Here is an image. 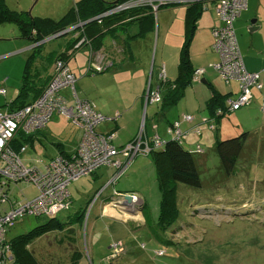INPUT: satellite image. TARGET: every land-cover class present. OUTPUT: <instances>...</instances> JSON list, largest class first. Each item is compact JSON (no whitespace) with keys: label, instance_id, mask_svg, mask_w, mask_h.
<instances>
[{"label":"rangeland","instance_id":"1","mask_svg":"<svg viewBox=\"0 0 264 264\" xmlns=\"http://www.w3.org/2000/svg\"><path fill=\"white\" fill-rule=\"evenodd\" d=\"M4 3L10 10L26 11L33 17L59 19L67 8L72 6L73 0H4ZM176 5L184 4H175L174 6ZM168 8L170 7L160 9ZM210 8L207 7V9ZM247 33L250 34L248 31ZM157 34L158 26H156L155 19L154 31L147 34L150 38L139 40L133 47L139 61L145 65L152 60L155 49L156 57L158 53L160 54L159 47L156 48ZM68 35L70 34L61 37L52 36L48 40H46L47 38L43 40L41 47L44 53V57L41 59L43 66H48L52 54L57 53L60 47L65 46L67 38H69ZM237 40L240 45L239 38ZM31 45L29 39L19 36L14 24L0 23L1 113L7 112V110H3L4 106L17 93L16 89L20 83L22 68L30 53L29 46ZM163 55L171 59L170 50L164 52ZM74 60L69 61L71 66ZM77 60L79 63L82 62V51L77 55ZM72 68L78 70L77 66ZM161 73H164V78L161 79V83H163L166 76L165 72L161 71ZM77 75L76 89L79 97L87 99L81 96V90H88L93 103L103 104L105 102L108 106L114 105L115 100L119 97V91L108 75L104 73H89L82 77L78 73ZM218 80L221 81L219 78ZM150 87L155 89L157 86L150 83ZM64 90L62 91L65 92ZM158 90L161 95L160 87ZM189 104L188 100H182L178 105L183 108ZM154 105V103H150L147 105L148 107H143L141 124H144L145 113L148 118ZM173 107H169L166 111ZM253 109L251 121L245 113L237 114V117H247V123L250 124L245 125L240 132L235 127L236 111L231 113L230 117V114L225 116L227 133H222L220 136L222 138L228 135L235 137L246 133L247 140L243 148V155L238 159L231 174L227 175L223 172L212 146H205L204 154L194 155L197 162L199 186L191 187L181 182L176 184L178 214L175 222L166 230L156 225L160 193L153 171L148 173L146 167L135 169L134 166H129L130 168L128 167L129 169L127 168L116 180L112 181L114 175L111 173L106 181L104 169H100L96 179L82 176L71 182L68 190L72 204L68 210L54 216V219L62 224V227L29 242L28 251L38 264H74L72 255L78 251L81 253L79 263L90 264L87 256V253L92 255L88 222L93 219L94 214L99 215L100 213L97 208V203L101 198L99 195L109 192L113 187L121 193L129 192V190L123 189V186H130L140 192L138 194L142 198L144 197V200L138 197L137 200L132 201L134 208L129 210L113 201L105 203L104 207L108 206L114 209L117 218L125 219V221L134 220L137 223L142 222L139 217L141 212L147 223L143 230L134 231L135 235L139 237L135 247L140 249V244H143L144 251L154 263L157 262V259H165V264H264V130L260 128L261 123L264 124V118L261 120L263 115L255 107ZM118 112L121 113V110ZM59 115L61 128H64L61 133H67L66 138L71 140L73 138L72 127L76 128L77 126L68 122L65 115ZM107 118L116 119L117 116L114 114ZM146 130L151 133L148 123ZM207 135L210 139L211 135ZM182 147L187 148L185 143ZM28 152H30L29 149L20 154L23 162L26 165L39 164L36 162L37 156L30 159L32 162L28 160L30 156ZM139 157L136 159H140ZM7 192L13 200L24 201L35 196L37 191L31 183L20 181L13 186L10 185ZM120 200L124 201L123 198ZM77 212L83 214L82 223L72 220ZM107 212H109L108 208ZM49 219L45 216H26L17 221L7 231L6 236L10 239L18 234L26 233ZM112 243H117L119 246V251L116 254H111L113 257L120 253L122 247L120 242L112 241ZM155 247L158 250L154 251ZM159 251L161 253L158 254Z\"/></svg>","mask_w":264,"mask_h":264},{"label":"crops","instance_id":"2","mask_svg":"<svg viewBox=\"0 0 264 264\" xmlns=\"http://www.w3.org/2000/svg\"><path fill=\"white\" fill-rule=\"evenodd\" d=\"M74 1L77 0H73V2ZM105 1L115 2L117 0ZM169 7L170 8L168 9H160L162 8L160 7L159 11L153 10L152 13L148 11L149 14H125V16L114 19L113 22L105 25L106 27L103 29L104 33L99 37V41L96 45L93 44V41L89 38H87L86 41H81V45L72 52L67 64L75 76H78L77 73L81 77L89 73H104L111 78L110 80L119 91V97L115 100L114 105L108 106L105 102H103V104L93 103L88 90H81V96L86 97L89 101L95 104L96 110L104 116H114V114H117L116 119L112 118L101 122L97 125L95 130L102 134L115 132L116 138L114 143L116 145H121L132 139L140 129V118L141 115H143L144 110L143 96L149 78L152 85L160 87L162 92L161 98L162 94L164 98V96L167 97L172 92V87L176 80H186V73H180L179 70L180 55L182 48L184 47L187 50L188 56H186L185 59L188 61L189 66L194 69L203 68L204 73L196 80L190 78L191 81L189 80V84L183 88L182 95L173 103H171L168 97L165 101L162 98L158 103H154L155 105L151 114L148 115V118H146L147 116H145V113L143 117V125L147 137L152 135L153 130L151 125L155 124L157 133L164 138L165 141H168L171 140V136L167 133L168 126L173 121L180 120L181 129L187 132L185 134L186 136L180 143L181 145L185 143L187 148L184 149L192 153L194 157L195 154H204L205 146H212L215 151L214 139L216 132L214 131L216 128L218 129L217 134L221 140L230 137V135L223 138L220 136L222 133H227V120H224L226 115L228 116L230 114V117L232 115L231 113L236 111L237 120L234 117L235 127L239 132L242 131L245 125L250 124L247 123V117H237L238 113H245L251 121V113L254 111L253 107H255V109L263 115L260 118L262 120L264 118V113L260 110L262 92L256 88H252L251 99L247 105L227 114L220 115L221 118H219L218 122L213 120V128L208 127L211 121H204L211 118V112L214 108L225 104L227 99L235 98L239 92V88L234 81L226 83L221 79L219 73L211 67V64L216 63L219 60L218 54L211 47L212 32L219 26V21L212 7L210 9H204L202 7L201 9H198V11L194 10L195 7H193L191 3L178 6L170 5ZM155 19L156 26H158L156 48L159 47L160 54L158 53V56L156 57L155 49V55L152 60L145 65L139 61L133 47L139 40L150 38L147 34L150 31H154ZM251 24L256 28L249 32L248 28ZM80 26V24L77 25V27ZM234 30L235 35L237 36L236 39L239 38L240 45L238 40L237 43L245 69L249 72H258L260 80L264 85V0H247L246 9L243 10L240 17L234 21ZM247 31L250 33L249 35ZM76 36L77 33H74L69 39H74ZM81 38L78 40L77 44ZM69 39L67 38V41ZM32 45L29 46V49H31ZM63 49L64 47H60L57 53L61 52ZM167 50H170L171 52V59H168L163 55ZM81 51L83 54V60L79 63L77 55L81 53ZM72 59L75 60L71 66L70 62ZM40 60L41 59L37 60L34 64L35 73L37 72L39 74L38 81L37 76H35L37 87L42 86L43 80L46 81L47 77L53 70V61L45 67L40 63ZM161 64H164L166 76L165 82L163 83H161V80L158 78L159 66ZM73 66H77L78 70L76 71L73 69ZM93 66H105V69L101 72H97L93 70ZM217 77L221 81H219ZM64 91L65 92L62 91L60 93L68 100L67 104L70 105L72 103V100L69 98L70 93L67 89ZM213 92L215 93V96L213 95ZM182 100H188L190 104L187 107L181 108L178 104ZM169 107L173 108L166 111ZM3 110H7L6 106H4ZM118 110H121V113H119ZM181 114H190L193 118L192 122L187 123L182 121ZM147 123L150 126L151 133L146 130ZM195 124H200V135L194 134L191 130L192 126ZM61 126L60 115L54 113L44 127L31 134L30 140L23 145V152L28 151L29 149L30 152H28V155L30 156L28 157V160L32 162L30 159L37 156L36 162L39 164L26 165L22 160L26 166H36L43 170L44 165L51 158L57 155L67 156L75 150L81 137V128L72 127L73 138L68 140L66 138L67 133H61V130L64 129L61 128ZM260 128H263L264 130L263 123H261ZM207 134L211 135L210 139ZM246 142L247 140L245 139L238 159L243 155V148L245 147ZM197 146L202 150L200 153L193 152V149ZM136 158L137 157L133 159L129 165L130 167L134 166L135 169L146 167L148 173L152 171L154 173V165L151 158L148 159V157L142 156L139 157L140 159ZM194 161L196 166L197 162L195 158ZM100 169H104L107 181L113 172V169L107 167L98 168L92 174L86 175V178L89 176L90 178H98L97 172ZM18 182L20 181L9 182L6 188L8 189L10 185L13 186ZM71 184L72 183L69 185ZM123 189L129 190V192L121 193L113 187L109 192L99 195L101 198L97 203V208H99L98 211L100 213L99 215L94 214L93 219L88 222L89 241L92 251V255L87 253L90 264L154 263L144 251L143 244H140V249L135 247V245L138 244L139 237L135 235L134 231L139 229L143 230L147 223L146 218L143 217L141 212L139 217H141L142 222L139 221V223H137L134 220L125 221V219L117 218L114 209L108 206L104 207L105 203L114 201L116 196L120 195H131L137 199L139 197L141 200L144 198L138 194L140 192L130 186H123ZM69 198L71 206L72 199L70 193ZM12 201L16 203L21 202L13 199ZM107 208L109 212H107ZM112 241L120 242L122 247L120 253L113 257L110 248ZM156 250L158 249L155 247L154 251ZM156 256L154 257L157 258ZM80 258H78L75 264H80ZM158 263L165 264V259H157V262L154 264Z\"/></svg>","mask_w":264,"mask_h":264},{"label":"built area","instance_id":"3","mask_svg":"<svg viewBox=\"0 0 264 264\" xmlns=\"http://www.w3.org/2000/svg\"><path fill=\"white\" fill-rule=\"evenodd\" d=\"M194 2L202 3L204 9L211 5L219 21V26L212 32L211 43L219 60L211 64V67L219 73L223 81L226 83L234 81L239 88L235 98L227 99L223 108H217L213 116L204 122L211 121L208 127L213 128L215 116L227 114L247 105L251 99L252 88L262 92L260 110L264 113V85L258 72H249L245 69L234 30V21L246 9L247 0H124L102 13L101 16L142 5L150 6L152 10H156L163 3L189 4ZM79 24L81 25V23ZM72 29L73 27H70L67 31H62L53 37L65 34ZM93 69L101 72L105 66H93ZM161 71L165 72L163 65L159 68V80L164 78V73ZM203 73V68L195 69L192 80L200 78ZM75 78L76 76L64 61H56L50 79L36 99L19 109L0 112V179L3 178L8 183L26 181L31 183L37 191L32 198L16 203L12 201L7 192L6 182L1 181L0 264H14L6 234L17 221L29 215L49 218L68 210L70 208L68 186L72 181L90 175L100 167L113 169L112 181H114L129 167L135 157L149 156L152 152L163 149L166 143L157 133L155 124L151 125L153 133L150 137L145 135L143 124H141L139 132L121 145L114 143L115 132L107 134L96 132L97 125L109 118L96 110L91 101L78 96ZM158 88L159 86L152 89L149 80L147 81L143 96L144 107L161 100ZM64 89L70 93L69 98L72 100L70 105L60 93ZM54 113L65 115L68 121L81 128V137L75 150L67 156L57 155L51 158L44 165L43 170L36 166H26L20 157L24 146L19 151H14L9 146L11 139L18 132L32 134L44 127ZM192 120L190 114L182 115V121L190 123ZM180 122V120L173 121L167 128L171 139L178 142H181L187 133L181 129ZM191 130L194 134L200 135V124L193 125ZM201 151L199 146L193 149L195 153ZM135 200L137 198L132 196L130 201L118 200V204L129 210L134 208L132 201ZM110 247L112 254L119 251L117 243H112Z\"/></svg>","mask_w":264,"mask_h":264},{"label":"trees","instance_id":"4","mask_svg":"<svg viewBox=\"0 0 264 264\" xmlns=\"http://www.w3.org/2000/svg\"><path fill=\"white\" fill-rule=\"evenodd\" d=\"M123 1L124 0H117L115 2H106L105 0H77L73 2L71 7L67 8L59 19H52L40 16L33 17L26 11L10 10L5 5L4 0H0V23L14 24L18 30L19 36L23 39H29L33 44L23 66L22 77L17 88V93L13 99L5 105L7 111L16 110L31 103L40 95L50 79L52 73H50L46 81L43 80L41 87H37L35 76H37L38 81L39 74L37 72L35 73L34 64L37 60L44 57L41 47L43 46V40L45 38L48 40L52 36L73 27L72 30L65 34L69 33L70 35L68 36L70 37L72 34L77 33V36L74 39L68 38L69 40L66 42L64 49L59 53H53L50 61V63L53 61L52 67H54L56 61H64L67 64L72 52L81 45V42L77 44L81 37V39H83L82 41H86L87 38H89L93 41V44L96 45L99 41V37L104 33L103 29L106 27L105 25L113 22L114 19L125 16V14L128 15L135 13L136 15H141L148 13V11L150 13L153 11L150 6L142 5L124 9L111 15L101 16L102 13L110 10ZM170 5L175 4L164 3L159 5L157 9ZM191 5L195 7V11H198V9H201L203 6L200 2H194L191 3ZM238 18H236V20ZM82 22L83 24L80 27H77V25ZM65 34H60L57 37H61ZM186 56H188L187 50L183 47L180 55L179 70L180 73H186V80L175 81V84L172 87V92L167 96L171 103L176 101L182 95L183 88L189 84V80L191 81L190 78H192L193 71L195 70L189 66L188 61L185 59ZM40 63L42 64L41 60ZM162 65L164 66V64H161L159 68ZM213 95L215 96L214 92ZM167 97L164 96L163 98L162 94L164 101ZM223 106L224 104L215 107L211 112L212 116L217 108H223ZM219 116H215L216 122L221 118V116ZM214 132H216L214 139L215 152L218 156L223 172L229 175L234 170L246 139V133H241L238 136L221 140L217 134V128ZM30 138L31 134L18 132L11 139L9 146L14 151H19V149L25 145ZM142 157H150L154 165V177L160 193L156 225L159 228L166 230L175 222L178 214L176 205V184L181 182L191 187L199 186V175L195 166L194 157L192 153L182 147L180 142L172 139L166 141L163 149L152 152L149 156ZM38 169L40 168L38 167ZM1 181L5 180L2 178L0 179V183ZM7 183L8 182H6L5 187L7 186ZM82 216L83 214L81 212H77L72 220L74 222L82 223ZM49 218L50 219L46 222L33 227L26 233L18 234L10 239L6 236L7 241L10 244L14 264H38L32 254L28 251L27 245L35 238L62 227V224L58 223L56 219H54V216ZM80 254L81 253L76 252L72 255V263L75 264L78 258H80Z\"/></svg>","mask_w":264,"mask_h":264},{"label":"water","instance_id":"5","mask_svg":"<svg viewBox=\"0 0 264 264\" xmlns=\"http://www.w3.org/2000/svg\"><path fill=\"white\" fill-rule=\"evenodd\" d=\"M252 22V21H251ZM256 27L253 25V24H251V26L248 28V31L249 32H251L252 30H254ZM63 34V33H62ZM61 34V35H62ZM123 198H124V200H126V201H130L131 199H132V196L131 195H124L123 196Z\"/></svg>","mask_w":264,"mask_h":264},{"label":"flooded vegetation","instance_id":"6","mask_svg":"<svg viewBox=\"0 0 264 264\" xmlns=\"http://www.w3.org/2000/svg\"><path fill=\"white\" fill-rule=\"evenodd\" d=\"M115 194V193H114ZM124 195L116 196L114 202H118V200L122 199ZM124 199V198H123Z\"/></svg>","mask_w":264,"mask_h":264},{"label":"bare ground","instance_id":"7","mask_svg":"<svg viewBox=\"0 0 264 264\" xmlns=\"http://www.w3.org/2000/svg\"><path fill=\"white\" fill-rule=\"evenodd\" d=\"M208 7H211V5H209ZM83 24V22L81 23V25ZM239 53H240V50H239ZM241 54V53H240ZM75 81H76V78H75Z\"/></svg>","mask_w":264,"mask_h":264}]
</instances>
